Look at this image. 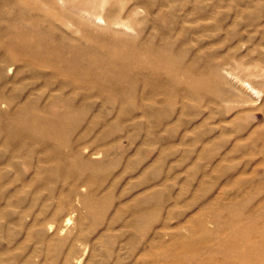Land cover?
Listing matches in <instances>:
<instances>
[{
    "label": "rangeland",
    "instance_id": "obj_1",
    "mask_svg": "<svg viewBox=\"0 0 264 264\" xmlns=\"http://www.w3.org/2000/svg\"><path fill=\"white\" fill-rule=\"evenodd\" d=\"M0 30V264H221L231 221L264 239V0H0ZM16 32L67 59L123 51V95L112 61L101 83L14 59ZM19 111L65 119L63 157L22 145Z\"/></svg>",
    "mask_w": 264,
    "mask_h": 264
},
{
    "label": "bare ground",
    "instance_id": "obj_2",
    "mask_svg": "<svg viewBox=\"0 0 264 264\" xmlns=\"http://www.w3.org/2000/svg\"><path fill=\"white\" fill-rule=\"evenodd\" d=\"M13 28H15V27H13ZM18 29H20V28H18ZM16 33L17 34H20V37H22V40L21 41H16V42L11 41V42H6L5 43L6 47H9L10 48L9 49V53H10V55L14 59H23L24 61H28V60H34L36 58H41L44 61H51L52 62V66L55 67V69L58 70V71L61 70L59 68V63H61L59 60L64 59L70 65L69 68H71L73 71H77V72H80V73L88 72L89 75L95 77L101 83H103L104 80H105V78L103 76V73H104V70L103 69H107V68H110L111 67L113 69L114 73H115L114 79H113V85L115 86V88L117 90H119V93L121 95H123V87H122L123 76L124 75L125 76L130 75V70L132 68L131 66H129L130 56L127 55V54H125L123 51H117V50H114V49L113 50L110 49V50H108L106 52V54H104L102 56H99V55H97L98 51H97L96 47H94L92 45V50H90L89 52L86 51V50L85 51L84 50H77V51H75L71 55V58L70 59H67V57L65 58L66 52L65 51L63 52L62 51V47L61 46H63V45L60 46L58 43L53 42V45H52L53 47L51 46L50 47L51 49L49 48L48 51L45 50L44 48L43 49H39L38 46H36L37 44L36 45H32V44L26 42L27 40H25V36H24L23 33H21V32H16ZM8 34H9V32H8ZM10 35H11V31H10ZM1 46H3V44ZM92 52H95L96 54L94 55ZM106 61H112V63L110 64V67L109 66H105L104 63ZM157 61H159L158 58H156V62ZM64 67H66V66L64 65ZM142 71L147 72L148 74L147 73L146 74L148 76H151L154 79L157 78L156 74H158L159 72L163 74V72L165 71V72L168 73V75L170 76V78L173 79L171 81H174V78H176V75H177V73H176L177 70L176 69H174V68L168 69L164 65L155 64V63L150 68L144 69ZM143 74H145V73H143ZM163 75H165V74H163ZM197 82L201 83L200 81H197ZM149 83H150V80H149ZM199 83L193 82L191 85L192 86H195L193 88H196V85L199 84ZM160 85H161V82L158 81V80H156V83L153 85L152 90H155ZM191 85H190V87H191V89H193ZM245 85H247L254 92H256L255 91L256 88H254L248 82H246ZM63 121H65V119H62L61 118V115H58V117L56 119H54L53 117H51L48 120V123H47L48 124V127H47V129L46 130L43 129L42 132H39V128L38 127L29 125V124H27L26 122H24L21 119V117H20V111H19V113L15 116V118L11 121V123L12 124H15V126H16L14 128V131H16L19 136L22 135V138L20 140V141H22L21 142L22 145H23V142L24 141H25V143H27L26 140H30L32 142L33 141H36L38 144H41L44 147H46L47 149H49V152H48L47 155H49V153L51 152L52 154L55 153V155L58 154V156L60 155V156L63 157V154L61 153L62 151L60 149V146H61L60 138H62L63 137V134H64V130H63L64 129V123H63ZM0 124H2V123H0ZM5 134H7V133H5ZM17 134H16V136H17ZM11 136H13V135H10V137ZM49 138H50V140H49ZM19 149H17V150L15 149L16 152ZM16 152H15V154H16ZM13 155H14V153H13ZM56 156H54V157H56ZM59 157H58V159H59ZM234 224H236V225H234ZM224 225H226V224H224ZM227 229L229 230V232H232L231 233L232 235H230V237H229L228 240H224L223 243L226 242V244H229L227 246H229V248H231L232 250L230 251V253L228 252L229 254H227V255L225 254L226 252L224 253L225 256L221 259V261H220L221 264H231V263L232 264H264V239L263 238L259 242H252L250 240V236H251L250 229L248 227H244L243 226V223L242 222H239V221L238 222H236V221H233L232 222L231 221V223H230V225H228ZM205 238L207 239V237H205ZM205 238L202 237V239H205ZM211 238H213V236H211ZM197 239H199V238H197ZM197 239H195V240H197ZM201 241H203V240H201ZM238 243L242 244V246H243V244L245 246H247V250L245 251V249H244V252H240L238 250L237 246H236V244H238ZM191 244H192V242H191ZM178 245H181V243H178ZM202 245L204 246V244H202ZM202 245L200 247H202ZM177 246H176V248H178ZM184 246H185V248H187V246H189V244H184ZM197 246H195V247L198 249ZM180 247L182 248V246H180ZM206 248H207V246H206ZM208 248H209V246H208ZM213 248H216V247H213ZM179 249L180 248H178L177 250L179 251ZM202 249H204V247H202ZM216 249H218V248H216ZM209 250H211V248L210 249H207V251L206 250H204V251L208 252ZM198 252H200L199 249L195 252V254H197ZM234 255L236 257H234ZM198 257H199V255H198ZM177 260L176 261L174 260V262L175 263L176 262H179V263L182 262V263H184V261H185L184 259H181V260L180 259H177ZM188 264H191V263H188ZM201 264H207V262L205 261L204 263H201Z\"/></svg>",
    "mask_w": 264,
    "mask_h": 264
}]
</instances>
